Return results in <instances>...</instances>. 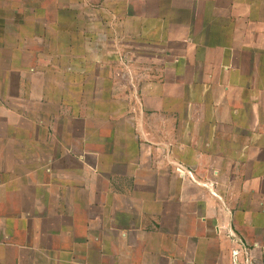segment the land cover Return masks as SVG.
Segmentation results:
<instances>
[{
  "label": "crops",
  "instance_id": "crops-1",
  "mask_svg": "<svg viewBox=\"0 0 264 264\" xmlns=\"http://www.w3.org/2000/svg\"><path fill=\"white\" fill-rule=\"evenodd\" d=\"M0 264H264V0H0Z\"/></svg>",
  "mask_w": 264,
  "mask_h": 264
}]
</instances>
